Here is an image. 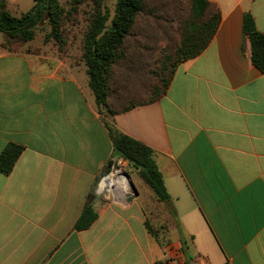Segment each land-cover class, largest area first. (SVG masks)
<instances>
[{
  "label": "crops",
  "instance_id": "1",
  "mask_svg": "<svg viewBox=\"0 0 264 264\" xmlns=\"http://www.w3.org/2000/svg\"><path fill=\"white\" fill-rule=\"evenodd\" d=\"M209 1L221 22L205 50L156 102L111 118L83 63L34 41L6 49L0 32V157L22 147L0 172V264H264V73L243 31L249 13L264 32V0ZM6 2L15 16L35 4ZM108 122L154 151L181 228L166 246L147 230L140 195L98 191L121 158ZM91 192L98 218L77 231Z\"/></svg>",
  "mask_w": 264,
  "mask_h": 264
},
{
  "label": "trees",
  "instance_id": "2",
  "mask_svg": "<svg viewBox=\"0 0 264 264\" xmlns=\"http://www.w3.org/2000/svg\"><path fill=\"white\" fill-rule=\"evenodd\" d=\"M33 8L20 16L13 15L6 0H0V32L4 36L2 46L16 50L26 46L37 37V28L41 25L50 26V31L44 35V43L56 46L60 56L67 55L71 35L66 23L72 13L65 10L59 0H34ZM93 11L85 19L86 27L82 35L78 60L73 64L83 63L89 78V87L95 97L99 111L114 116L135 107L156 102L167 93L178 66L199 56L209 45L218 31L221 22L219 7L209 0H186V6H180L182 16H166L168 7L163 8L158 0H117L115 13L111 24L108 25L110 12L103 0H92ZM77 8L74 12H77ZM73 21L72 24H75ZM167 26L173 30L170 38L165 37L166 44L160 49L162 60L151 56L148 68L154 65V81L145 88L146 94L142 99L134 95L123 97L119 88L115 87L117 80L116 66L128 57L140 62V54L130 53L132 46L143 49L142 40L137 37L149 36L148 29ZM142 31V32H141ZM243 31L251 41L252 62L264 73V32L257 30L251 14H246ZM134 43H128L130 39ZM159 40L154 41L156 43ZM161 41V40H160ZM38 48V47H37ZM39 50V49H37ZM132 54V55H131ZM147 64V62H146ZM148 74H152L148 72ZM114 145V156L123 158L133 168L143 182L153 191L159 202L171 200L163 176L154 158V151L141 141L119 132L110 122L107 123ZM22 147L9 145L0 157V172L9 175L19 156ZM145 212V208L143 209ZM145 225L149 233L162 245L171 242L169 231L152 225L147 214ZM98 213L93 204V193L88 196L81 216L75 224V230L83 231L91 227L97 220ZM183 245L187 241L181 238ZM162 264V263H159Z\"/></svg>",
  "mask_w": 264,
  "mask_h": 264
},
{
  "label": "rangeland",
  "instance_id": "3",
  "mask_svg": "<svg viewBox=\"0 0 264 264\" xmlns=\"http://www.w3.org/2000/svg\"><path fill=\"white\" fill-rule=\"evenodd\" d=\"M61 5L67 11H71L72 15L70 17V22L66 23L65 26L68 27L70 30L71 35L76 37V39H69L68 45L65 49L68 50L67 55H64L66 58L69 59L70 63L73 64L78 60L79 56V49L82 43V35L86 27L85 19L89 17L90 13L93 11L94 3L92 0H59ZM159 4L165 8L168 7V11L165 13L166 16H182V11L180 6L183 8L186 6V0H158ZM103 3L109 8L110 17L108 21V25L111 24L115 13V7L117 4V0H103ZM180 5V6H179ZM77 8V12H74V9ZM73 21H76L75 24H72ZM50 26L46 25L44 28L43 26H39L37 28V37L34 40L36 43V47L42 46L44 43V35L50 31ZM169 30V37L167 36V32ZM142 31L147 32L149 36L146 38L137 37L136 39L142 40L143 49H139L136 45L132 46L130 49V53L132 54H140V62L134 58L132 61V57H128L127 61L123 60L116 66L117 72V80L115 83V87L119 88L120 91L123 93V97L132 96L134 95L135 98L142 99L143 95L146 94L145 88L147 85L151 84L154 81V65L151 68H148L150 57L154 55V57H159V62L162 60V52L160 49L163 45L166 44L165 37L170 38L173 35V30L168 29L167 26H162L161 28L154 27L153 29H148L145 31L144 27ZM141 31V32H142ZM157 41L154 43V41ZM161 40V41H160ZM2 41V34L0 33V42ZM128 43H134L133 38L128 41ZM47 47L51 49H55V53L58 54L55 48L51 43H49ZM34 45V46H35ZM33 46V47H34ZM131 54V55H132ZM59 55V54H58ZM162 57V58H161ZM147 62V64H146ZM151 72L152 74H148ZM85 73V72H84ZM85 75V74H84ZM88 76V75H87ZM86 77V75H85ZM89 79V78H88ZM103 112L107 118H111L112 116L107 114L106 110L103 109ZM120 159L121 164H117L115 167L112 164L109 166L106 175L100 180V185H98L99 192L101 195H105L110 193H119L124 194L127 192H132L131 185L129 179L127 178L126 174H129L131 180L135 184L140 197L138 198L139 202H144L145 213L147 214L148 221L156 226L162 227L170 232L173 228H177L181 231L180 224L178 222V218L174 212L173 205H166L163 202H159L157 198L154 196L153 191L143 182V180L138 176L137 172L131 168L127 161L122 158ZM124 180L126 186H124L121 181ZM107 181L108 184L102 189L100 188L103 184L102 182ZM111 183V184H110ZM122 185L124 190H117ZM100 186V187H99ZM125 187V188H124ZM138 195V196H139ZM170 201V200H169ZM172 201V200H171ZM179 231V232H180ZM175 234V233H174ZM184 238V237H183ZM185 239V238H184ZM187 240V239H186ZM189 244V243H188Z\"/></svg>",
  "mask_w": 264,
  "mask_h": 264
},
{
  "label": "water",
  "instance_id": "4",
  "mask_svg": "<svg viewBox=\"0 0 264 264\" xmlns=\"http://www.w3.org/2000/svg\"><path fill=\"white\" fill-rule=\"evenodd\" d=\"M126 176H127V178L129 179V182H130V185H131V189H132V192H127V193H128V195H127V199H128L129 201H132L136 196L139 195V192H138V190H137L135 184H134L133 181L131 180L130 175H129V174H126ZM127 193H126V194H127ZM165 204H166V205H172V201H171V200H170V201H167Z\"/></svg>",
  "mask_w": 264,
  "mask_h": 264
},
{
  "label": "built area",
  "instance_id": "5",
  "mask_svg": "<svg viewBox=\"0 0 264 264\" xmlns=\"http://www.w3.org/2000/svg\"><path fill=\"white\" fill-rule=\"evenodd\" d=\"M117 164H121L120 159H118V158L113 159L112 160V166L115 167ZM167 264H180V263H178L177 261L171 260Z\"/></svg>",
  "mask_w": 264,
  "mask_h": 264
},
{
  "label": "bare ground",
  "instance_id": "6",
  "mask_svg": "<svg viewBox=\"0 0 264 264\" xmlns=\"http://www.w3.org/2000/svg\"><path fill=\"white\" fill-rule=\"evenodd\" d=\"M122 182H124V180H122ZM103 184H102V187H105L107 184H108V182L107 181H104V182H102ZM125 183V182H124ZM111 184V183H110ZM126 184V183H125Z\"/></svg>",
  "mask_w": 264,
  "mask_h": 264
}]
</instances>
